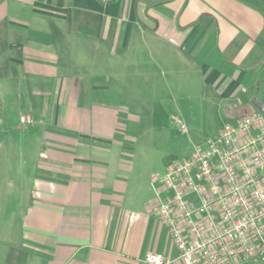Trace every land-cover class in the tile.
<instances>
[{"label": "crops", "instance_id": "crops-1", "mask_svg": "<svg viewBox=\"0 0 264 264\" xmlns=\"http://www.w3.org/2000/svg\"><path fill=\"white\" fill-rule=\"evenodd\" d=\"M156 54L170 67L175 58L193 64L228 117L254 110L264 84V7L0 0V125L32 119L0 136L11 162L0 183V264H145L148 252L183 264L152 210L155 192L144 199L130 176L137 67ZM8 107L18 111L13 122L1 112Z\"/></svg>", "mask_w": 264, "mask_h": 264}, {"label": "built area", "instance_id": "built-area-1", "mask_svg": "<svg viewBox=\"0 0 264 264\" xmlns=\"http://www.w3.org/2000/svg\"><path fill=\"white\" fill-rule=\"evenodd\" d=\"M19 121L32 119L20 115ZM153 179L158 186L152 210L167 226L183 264L264 258V113L229 117L215 137ZM144 262L167 260L148 252Z\"/></svg>", "mask_w": 264, "mask_h": 264}, {"label": "rangeland", "instance_id": "rangeland-1", "mask_svg": "<svg viewBox=\"0 0 264 264\" xmlns=\"http://www.w3.org/2000/svg\"><path fill=\"white\" fill-rule=\"evenodd\" d=\"M154 58L153 61H140L137 67L142 77L136 81L137 101L129 110L132 119L128 122L127 133L132 137L127 146L131 179L142 190L143 198L151 201L157 183L152 174L163 175L169 164L189 156L196 144L215 137L229 118L225 110L228 105L220 104L214 89L204 85L192 70L193 64L175 58L170 67L160 59V54ZM253 98L260 103L256 109L261 110L264 84L260 90H255ZM1 112L10 113L12 122L15 116L18 118V111H12L10 107ZM240 112H235L232 117ZM177 120L184 124V129ZM23 127L29 128V124H21V128L13 123L11 126L2 124L0 136L21 133ZM6 153L5 148L0 150V183L9 178L11 162ZM240 264H264V260L251 258Z\"/></svg>", "mask_w": 264, "mask_h": 264}, {"label": "trees", "instance_id": "trees-1", "mask_svg": "<svg viewBox=\"0 0 264 264\" xmlns=\"http://www.w3.org/2000/svg\"><path fill=\"white\" fill-rule=\"evenodd\" d=\"M247 1H252L253 3L258 4L259 6L264 7V0H247ZM252 111H253V109H249V110H247L245 112H240L239 114L249 113V112H252Z\"/></svg>", "mask_w": 264, "mask_h": 264}, {"label": "water", "instance_id": "water-1", "mask_svg": "<svg viewBox=\"0 0 264 264\" xmlns=\"http://www.w3.org/2000/svg\"><path fill=\"white\" fill-rule=\"evenodd\" d=\"M252 104H253V106H254V109L257 110V109H256V105H258V104H260V103H259V101H258L257 99H254V98H253ZM257 111L264 113V104H261V110L259 109V110H257Z\"/></svg>", "mask_w": 264, "mask_h": 264}]
</instances>
